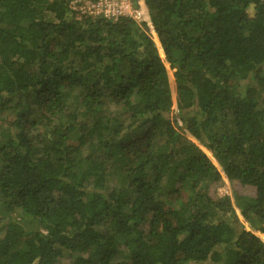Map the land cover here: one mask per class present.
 <instances>
[{
	"label": "trees",
	"instance_id": "1",
	"mask_svg": "<svg viewBox=\"0 0 264 264\" xmlns=\"http://www.w3.org/2000/svg\"><path fill=\"white\" fill-rule=\"evenodd\" d=\"M133 2L0 0V264H264V0Z\"/></svg>",
	"mask_w": 264,
	"mask_h": 264
},
{
	"label": "built area",
	"instance_id": "2",
	"mask_svg": "<svg viewBox=\"0 0 264 264\" xmlns=\"http://www.w3.org/2000/svg\"><path fill=\"white\" fill-rule=\"evenodd\" d=\"M78 1H73L76 5ZM87 11H81L92 16H103L107 19H117L121 16H130L137 21L142 19L141 12L135 8L131 0H89ZM77 6V5H76Z\"/></svg>",
	"mask_w": 264,
	"mask_h": 264
},
{
	"label": "rangeland",
	"instance_id": "3",
	"mask_svg": "<svg viewBox=\"0 0 264 264\" xmlns=\"http://www.w3.org/2000/svg\"><path fill=\"white\" fill-rule=\"evenodd\" d=\"M73 1H78V2H77L78 4H76V5H77V7H78L79 9H81L82 11H87L88 6L90 5L89 0H73ZM131 1H133V0H131ZM201 149H202L206 154H208L209 156H211V152H210L208 149H206V148H204V147H201ZM112 179L116 180L115 177H112ZM116 182H117V181H116ZM116 182H115V183H116ZM112 185H113V183H112ZM219 193H220L221 196H225V195L232 196L231 188H230V185H229L228 181L226 180V178H225V184H224L223 187L219 190ZM236 210H237V213L239 214V210H238L237 208H236ZM17 216H18V215H17ZM64 262H66V260H64Z\"/></svg>",
	"mask_w": 264,
	"mask_h": 264
}]
</instances>
